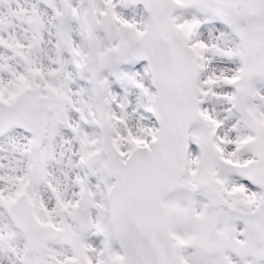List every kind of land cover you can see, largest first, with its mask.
Segmentation results:
<instances>
[{
	"label": "snow or ice",
	"instance_id": "obj_1",
	"mask_svg": "<svg viewBox=\"0 0 264 264\" xmlns=\"http://www.w3.org/2000/svg\"><path fill=\"white\" fill-rule=\"evenodd\" d=\"M0 264H264V0H0Z\"/></svg>",
	"mask_w": 264,
	"mask_h": 264
}]
</instances>
